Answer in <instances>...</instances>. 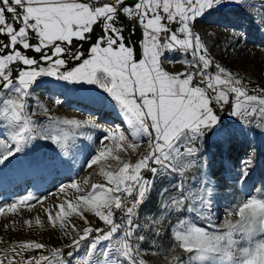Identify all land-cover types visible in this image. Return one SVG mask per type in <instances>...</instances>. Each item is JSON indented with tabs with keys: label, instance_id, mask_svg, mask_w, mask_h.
<instances>
[{
	"label": "snow or ice",
	"instance_id": "1",
	"mask_svg": "<svg viewBox=\"0 0 264 264\" xmlns=\"http://www.w3.org/2000/svg\"><path fill=\"white\" fill-rule=\"evenodd\" d=\"M227 4L244 7L256 23L264 24V0H0V166L26 156L37 140L53 145L56 155L32 163L66 162L78 150L79 138H91L88 129L104 132L102 144L113 140L123 148L119 142H127L133 150L145 139L148 144L135 163L123 162L116 173L105 171L106 183L93 185L76 203L68 202L67 208L57 205L55 216L46 210L52 227L61 221L60 228L71 243L25 258V250L48 246L18 242L11 248V257H0V264H69V260L146 264L142 256L158 255L159 247L155 239L150 247L142 244L148 236L161 238L166 233L172 241L164 257L167 264H264V186L237 199L217 223L213 208L219 199L218 184L202 155L207 140L217 138L227 144L239 132L264 131V87L250 89L215 63L195 31L200 17ZM120 16L136 20L143 29L139 54L125 42L123 28L117 26ZM173 24L178 25L175 30ZM97 26L101 34L83 58V51H73L75 42L93 40ZM29 51L39 54V59L29 56ZM177 51L180 59L165 55ZM69 60L78 63L69 67ZM165 63L185 67L173 73ZM213 67L215 71L210 70ZM40 77L52 78L58 88L95 86L128 125L132 139L119 125L107 129L92 119L48 116L47 124L34 120L37 112L47 115L32 94ZM30 100H35V106ZM56 103L62 101L57 98ZM226 107L231 117L227 122L219 114ZM110 151L107 146L98 150L87 167ZM254 158L253 148L240 161V185L249 178ZM157 177L176 179L157 190ZM70 186L77 187L75 182ZM153 191L157 207L142 218L141 208ZM43 199L29 191L0 205V214L5 208L14 213L18 206L34 207L31 201ZM85 212L93 213L104 227L93 225ZM74 214L82 221L80 228L64 222ZM63 248L72 249L67 259ZM82 248L84 252L76 255Z\"/></svg>",
	"mask_w": 264,
	"mask_h": 264
},
{
	"label": "rangeland",
	"instance_id": "2",
	"mask_svg": "<svg viewBox=\"0 0 264 264\" xmlns=\"http://www.w3.org/2000/svg\"><path fill=\"white\" fill-rule=\"evenodd\" d=\"M117 26L123 28L125 42L133 46L139 54L140 42L143 38L141 26L136 20L124 16H120ZM177 26L173 24L172 29L175 30ZM262 29H264V24L256 23L253 15L237 4H227L218 11L207 13L195 24V31L202 37L215 63L230 70L250 89L256 86L264 87V30ZM100 34L101 29L97 26L93 40L75 42L76 48L73 51L78 48L84 52L83 58H87L88 48L94 42L95 36ZM32 42L36 41L33 39ZM27 54L39 59V54L31 51ZM165 55L173 60L181 58L178 51ZM76 63L78 61L69 60L68 66L73 67ZM164 66L166 70L173 73L184 70L185 67L179 63H165ZM210 70L215 71V68ZM37 83L39 86L34 87L32 94L47 109V115L37 112L33 116L34 120L47 124L48 116L80 121L92 119L107 129L119 125L128 134L129 140L132 139L128 125L123 123L117 112L103 100L104 94L95 86L58 88L50 77H40ZM57 98L62 101L61 104L56 103ZM29 103L35 106V100H30ZM229 110L226 107L223 112L219 113L226 122L231 120V117L226 115ZM86 131L91 138H79L77 140L78 150L66 162L57 161L55 164L39 165L32 163L33 161H48L56 155L53 145L37 140L26 156L12 159L11 163L6 162L4 166H0L3 169V176L0 178V205H8L13 199L22 197L29 191L34 192L37 197H45L39 203L31 201L34 207L18 206L14 213H9L5 208V212L0 214V257H11L13 255L11 248L18 242L36 241L48 246L44 250H25L22 253L25 258L39 255L41 252L48 254L52 247H63L71 243L69 237L64 235V230L60 228L61 221H55L56 227H52L46 210H50L55 216L59 210L57 205L64 204L67 208L68 202L76 203L78 198L92 191L93 185L106 183L103 175L105 171L116 173L122 167L123 162L135 163L148 148L146 139L138 144L135 150L127 148V142H119L123 148L118 147V141L113 140H105L102 144L100 138L104 132L101 129ZM105 146L111 149L110 154L91 167H87L91 158ZM253 148L255 158L249 178L243 185H240L237 183L240 161L246 159ZM202 155L207 157L209 175L218 184L219 199L214 205L213 212L217 218L216 222L219 223L224 218L225 210L232 203L243 198L245 193L264 186V131L256 128L239 132L227 144L220 142L217 138L207 140L204 143ZM113 157H119V159ZM146 175L150 174L146 173ZM175 179L176 177L171 180L167 177H157L156 189L167 187ZM73 182L76 183V188L70 186ZM61 186H64L63 191L59 190ZM156 207L157 196L156 191H153L151 200L141 208V217L143 218L145 213H151ZM85 215L93 225L104 226L93 213L85 212ZM37 219L41 221V224H36ZM64 222L75 223L78 228L82 226V221L75 214L67 217ZM153 239L159 247V254L154 255L149 252L143 255L142 259L146 261V264H167L164 257L172 243L169 234L166 233L161 238L148 236L142 247H150ZM71 250L63 248V256L66 259ZM84 250L82 248L76 255H81ZM16 259L19 260L20 257L17 256ZM69 264H74V261L69 260Z\"/></svg>",
	"mask_w": 264,
	"mask_h": 264
},
{
	"label": "trees",
	"instance_id": "3",
	"mask_svg": "<svg viewBox=\"0 0 264 264\" xmlns=\"http://www.w3.org/2000/svg\"><path fill=\"white\" fill-rule=\"evenodd\" d=\"M175 182V180L174 181H172V183H174ZM193 220L195 221V222H197V221H199L197 224H200V225H202V223H203V221L202 220H195V218L193 217Z\"/></svg>",
	"mask_w": 264,
	"mask_h": 264
},
{
	"label": "built area",
	"instance_id": "4",
	"mask_svg": "<svg viewBox=\"0 0 264 264\" xmlns=\"http://www.w3.org/2000/svg\"><path fill=\"white\" fill-rule=\"evenodd\" d=\"M84 2H86V0H84ZM104 227V226H103Z\"/></svg>",
	"mask_w": 264,
	"mask_h": 264
}]
</instances>
